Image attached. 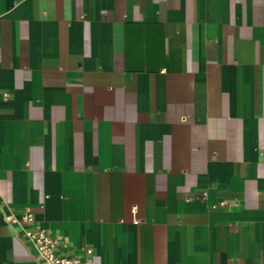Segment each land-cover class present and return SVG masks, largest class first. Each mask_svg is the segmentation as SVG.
Masks as SVG:
<instances>
[{
    "label": "crops",
    "instance_id": "crops-1",
    "mask_svg": "<svg viewBox=\"0 0 264 264\" xmlns=\"http://www.w3.org/2000/svg\"><path fill=\"white\" fill-rule=\"evenodd\" d=\"M27 210L87 264H264V0H0V264Z\"/></svg>",
    "mask_w": 264,
    "mask_h": 264
},
{
    "label": "built area",
    "instance_id": "built-area-1",
    "mask_svg": "<svg viewBox=\"0 0 264 264\" xmlns=\"http://www.w3.org/2000/svg\"><path fill=\"white\" fill-rule=\"evenodd\" d=\"M18 222L28 224L22 235L24 241L32 247L40 264H87V258L82 259L75 255L64 242L39 226L29 210L21 214ZM90 251V248L85 249L86 254Z\"/></svg>",
    "mask_w": 264,
    "mask_h": 264
}]
</instances>
